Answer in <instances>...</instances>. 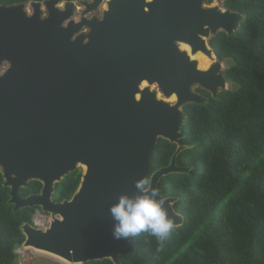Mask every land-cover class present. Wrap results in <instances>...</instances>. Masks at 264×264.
<instances>
[{
    "label": "water",
    "instance_id": "1",
    "mask_svg": "<svg viewBox=\"0 0 264 264\" xmlns=\"http://www.w3.org/2000/svg\"><path fill=\"white\" fill-rule=\"evenodd\" d=\"M103 1L84 3L85 12ZM59 2H49L47 19L38 10L26 17L22 6L0 8V67L7 63L0 69V170L14 211L38 208L34 216L51 217L45 230L34 222L21 227L24 248L72 264H119L135 248L131 238L113 237L110 206L120 194H135L138 179L148 177L158 189L163 177L190 171L177 165L185 148L179 144L183 107L207 101L193 86L212 98L228 90L208 42L219 32L235 33L243 15L204 0H110L100 20L75 24L68 21L70 4L64 12L53 8ZM83 26L89 32L77 35ZM180 43L192 54L213 56L215 64L199 70ZM144 81L149 87L140 89ZM152 85L176 101L159 99ZM160 139L177 149L167 167L149 176ZM78 165L85 171L77 190L55 202L56 185ZM30 181L42 189L22 198L19 191ZM177 200L168 197L166 207L179 227Z\"/></svg>",
    "mask_w": 264,
    "mask_h": 264
},
{
    "label": "trees",
    "instance_id": "2",
    "mask_svg": "<svg viewBox=\"0 0 264 264\" xmlns=\"http://www.w3.org/2000/svg\"><path fill=\"white\" fill-rule=\"evenodd\" d=\"M24 1L0 0V5ZM223 7L243 19L235 33L219 32L209 46L219 62L229 61L224 78L234 88L216 98L198 89L208 100L183 107L179 144L185 148L177 165L190 171L158 184L162 195L178 199L173 208L183 223L159 253L156 238H131L135 252L120 257L119 264H264V0H224ZM176 149L160 139L149 176L167 167ZM81 177L79 170L64 177L53 200H70ZM41 189L39 181H30L19 194L25 198ZM9 193L0 170V264H18L15 251L25 241L21 227L33 224L37 210L14 211Z\"/></svg>",
    "mask_w": 264,
    "mask_h": 264
},
{
    "label": "clouds",
    "instance_id": "3",
    "mask_svg": "<svg viewBox=\"0 0 264 264\" xmlns=\"http://www.w3.org/2000/svg\"><path fill=\"white\" fill-rule=\"evenodd\" d=\"M135 194H120L109 212L114 221L113 237L119 239L137 238L148 234L159 243L157 253L163 251L164 242L176 229L177 223L169 215L168 197L153 188L152 181L143 177L134 182ZM59 219L63 222V216Z\"/></svg>",
    "mask_w": 264,
    "mask_h": 264
},
{
    "label": "rangeland",
    "instance_id": "4",
    "mask_svg": "<svg viewBox=\"0 0 264 264\" xmlns=\"http://www.w3.org/2000/svg\"><path fill=\"white\" fill-rule=\"evenodd\" d=\"M92 1L93 0H76L74 2L75 8H74V15L72 17L74 22L77 23L82 18H85L87 20H92L94 18L101 19L103 17L104 12L107 10V0H104L100 5H98V7L95 10H92V11L86 13L85 12L86 7L84 5V2H88L89 4H91ZM108 1H110V0H108ZM208 1H210L209 7L218 6L222 9H224L223 8L224 0H220V1L219 0H204L203 3L205 4V6H207V4H209ZM61 9H63V7H61ZM27 11L29 14H31L32 8L28 7ZM42 12H43V16H45L46 10L43 9ZM88 32H89V29L86 26H84V27H82L80 33L86 35ZM179 48H180V45H179ZM221 64H222L221 73L224 75V72L226 69H228V67L230 66V63H229V61H223V62H221ZM6 68H7V63H3L2 67H1V71L2 72L5 71ZM147 87H149V86L147 85ZM233 88H234L233 84H231V83L227 84L228 90H232ZM150 90L152 92H155L157 95L159 94L161 96L160 97L161 99L164 98L162 93L159 91V88L156 85L150 86ZM191 91L203 96L198 91L197 86H193L191 88ZM219 92H221V90H219ZM203 97H205V96H203ZM163 100H165V99H163ZM83 169H84V167L82 165H78L77 170H79L81 172V175L84 172ZM36 209L38 210V208H36ZM50 220H51L50 215L45 213V214H40L39 217L35 219V223L38 225V227L40 229L45 230V228L48 227ZM15 253L18 255V264H66L62 261L60 262V260H58L57 258L51 257L49 255L46 256L45 253L43 254L42 252L36 251L35 249H31V248H24L23 246L21 248L17 249L15 251Z\"/></svg>",
    "mask_w": 264,
    "mask_h": 264
},
{
    "label": "flooded vegetation",
    "instance_id": "5",
    "mask_svg": "<svg viewBox=\"0 0 264 264\" xmlns=\"http://www.w3.org/2000/svg\"><path fill=\"white\" fill-rule=\"evenodd\" d=\"M51 1H53V0H40V1H34V0H28V1H24V2H21V3H16V4H12V5H7V6H4V5H0V8H15V7H19V6H22V12L26 15V17H32L33 15H34V12L36 11V10H38V12H39V15H40V19H47L48 17H49V10H48V5H49V2H51ZM76 0H72V1H64V0H60V2L59 3H56L55 5H53V8H55V9H58L59 11H61V12H64V11H66V8H65V6L66 5H68V4H70L71 6H72V10H71V12H72V15L70 16V18H69V20L68 21H72L73 23H75V24H77V23H79L80 21H81V19H80V21L79 22H74V20L72 19V17H73V15H74V8H75V2ZM94 1V0H93ZM93 1H92V3H93ZM84 3H88V2H84ZM89 4V3H88ZM100 5V4H99ZM209 5H210V3L209 4H207V6L209 7ZM28 7H31L32 8V12H31V14H29L28 13V11H27V8ZM61 7H63V9H61ZM98 7V6H97ZM224 8V7H223ZM43 9L44 10H46V15L45 16H43ZM225 9V8H224ZM228 10V9H227ZM230 11V10H229ZM83 19V18H82ZM85 19V18H84ZM94 19H96V20H100V19H97V18H94ZM87 20V19H86ZM84 27V26H83ZM82 29V28H81ZM81 32V30L77 33V35L78 34H82V33H80ZM210 40V39H209ZM209 43V42H208ZM3 64V63H2ZM1 67H2V65H1ZM1 67H0V69H1ZM2 72V71H1ZM4 72V71H3ZM2 72V73H3ZM1 75V74H0ZM198 89L199 90H202V91H204V92H206V93H208V94H210L209 92H207V91H205V90H203V89H201L200 87H198ZM207 98V97H206ZM207 100H208V98H207Z\"/></svg>",
    "mask_w": 264,
    "mask_h": 264
},
{
    "label": "bare ground",
    "instance_id": "6",
    "mask_svg": "<svg viewBox=\"0 0 264 264\" xmlns=\"http://www.w3.org/2000/svg\"><path fill=\"white\" fill-rule=\"evenodd\" d=\"M146 1H151V0H146ZM179 45H180V50L185 51L188 54V56L190 57L191 60H194V61L197 62V66H198L199 70H207L212 65H214L215 62H216V60H215V58L213 56L209 57V56H207L205 53H203L201 51H198L197 53L192 54L191 49H190V47L188 45L183 44V43H180ZM147 85H148L147 82L144 81L141 84V88L140 89H143V88L147 87ZM138 97H139V95L136 98L138 99ZM157 97L160 98L161 96L158 94ZM164 101H168L169 103L170 102L174 103L176 101V96L173 94L170 98L165 99ZM83 170L85 171V167H84ZM36 251H38V250H36ZM40 252H42V251H40ZM42 253L43 254L45 253L46 256L49 255L51 257L57 258L58 260H60V262L62 261L64 263H66V264H72L69 261H67V260H65V259H63L61 257H58L56 255H53V254H50V253H46V252H42Z\"/></svg>",
    "mask_w": 264,
    "mask_h": 264
},
{
    "label": "built area",
    "instance_id": "7",
    "mask_svg": "<svg viewBox=\"0 0 264 264\" xmlns=\"http://www.w3.org/2000/svg\"><path fill=\"white\" fill-rule=\"evenodd\" d=\"M40 214H36L34 217H33V222H34V225L35 227L39 228L38 225L35 223V219L39 217ZM50 223V222H49ZM49 226V225H48ZM40 229V228H39ZM46 229V228H45ZM17 253V252H16Z\"/></svg>",
    "mask_w": 264,
    "mask_h": 264
}]
</instances>
